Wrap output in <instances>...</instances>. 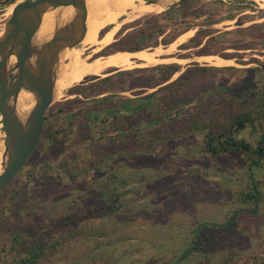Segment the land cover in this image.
<instances>
[{"label":"rangeland","instance_id":"obj_1","mask_svg":"<svg viewBox=\"0 0 264 264\" xmlns=\"http://www.w3.org/2000/svg\"><path fill=\"white\" fill-rule=\"evenodd\" d=\"M0 2L1 31L12 3ZM165 5L157 15L121 19L118 30L108 26L102 37L110 33L108 55L166 47L193 31L173 55L187 61L169 82L179 85L151 100L174 105L176 116L164 118L171 136L149 145L158 121L149 111L135 113L129 102L163 87L136 85L159 80L166 70L103 81L120 74L111 71L72 88L83 95L65 92L47 112L36 155L0 193V264H24L34 238L46 246L31 264H264V164L253 166L251 152L205 150L208 124L217 112L227 119L238 111L231 99L243 83L264 91V10L251 0ZM207 57L233 62L212 65ZM179 94L187 97L181 105L191 106L182 116ZM186 116L207 124L181 134L178 121ZM263 133L264 121L235 135L255 148ZM255 192L258 198L249 199Z\"/></svg>","mask_w":264,"mask_h":264},{"label":"water","instance_id":"obj_2","mask_svg":"<svg viewBox=\"0 0 264 264\" xmlns=\"http://www.w3.org/2000/svg\"><path fill=\"white\" fill-rule=\"evenodd\" d=\"M18 1L20 0H9L12 4ZM184 1L186 0L167 4L172 6ZM145 2L151 5L157 4L159 0ZM3 3L0 2V5ZM49 7H74L75 16L67 26L37 48L34 46L36 35ZM87 20V0H23V3L16 5L2 29L4 36L0 37V115L3 137H0V144L4 146V152L0 192L20 174L40 145L45 116L56 100L55 66L63 51L82 43L87 33ZM140 51L143 50L135 52ZM12 58L14 61L10 65ZM22 90L32 93L36 100L25 124L19 120L16 108L10 105L11 100H15Z\"/></svg>","mask_w":264,"mask_h":264},{"label":"bare ground","instance_id":"obj_3","mask_svg":"<svg viewBox=\"0 0 264 264\" xmlns=\"http://www.w3.org/2000/svg\"><path fill=\"white\" fill-rule=\"evenodd\" d=\"M178 0H159L157 4H146L145 0H87L88 20L87 33L82 43L72 49H67L60 54L55 66V89L56 99L62 98L65 92L74 86L81 84L87 78H103L111 71H129L138 68H153L158 64L174 63L184 65L187 61L173 57L178 53L180 45L184 44L193 36V31H189L172 44L153 49H142L143 51L128 53L115 51L108 55H101L105 51L107 39L110 33L101 37L102 31L113 26L118 30L122 25L121 19H128L127 23L134 22L145 15H157L165 10L166 3H174ZM256 2L260 9L264 10V0H251ZM12 4L7 8L6 15L11 17L17 4ZM75 16L74 7H62L53 9L49 7L44 16V20L39 32L36 35L34 46L39 48L46 41H49L57 32L61 31ZM218 27V26H217ZM4 31V30H3ZM0 31V37L4 32ZM90 49L91 55L86 56L85 51ZM118 52V53H117ZM101 55V56H100ZM206 60L212 65H223L232 63L231 60L207 57ZM14 58H12L13 63ZM10 105L16 108V113L22 124H25L31 115L36 100L32 93L22 90L18 97L12 99ZM2 122H0V137H3ZM0 174L3 172L2 155L4 146L0 144Z\"/></svg>","mask_w":264,"mask_h":264},{"label":"trees","instance_id":"obj_4","mask_svg":"<svg viewBox=\"0 0 264 264\" xmlns=\"http://www.w3.org/2000/svg\"><path fill=\"white\" fill-rule=\"evenodd\" d=\"M105 31L101 33V37L104 35ZM144 48H141L139 46L131 47V48H119L116 49L115 51H128V52H135L142 50ZM103 54H107L104 53ZM155 70L157 69H163L166 70V73H163L161 78L156 81H152L151 83H146L145 85L139 84L136 85V88H156L163 86L159 88L156 92H154L151 95H146L144 97H139L135 99H129V102L134 103V112L135 113H141V112H148L151 113L152 115V120L153 122L158 121L155 124H152L151 127L155 128V134L153 133V137L155 138L150 142L149 145H154L156 144V141L159 139H162L164 141L166 138L171 136L169 133V130L167 128V122L166 119L169 117H175L176 113H171V107L174 106H168L169 104V99H162L160 100L157 104L151 103V100L158 95V93H161L163 91L167 90H172L176 85H179V82H173L169 83L172 76L179 71H181V66L178 64H169V65H159L154 67ZM147 69H133L129 70L127 72L121 71L120 74L113 75L111 77H106L105 79H102L105 82L108 81H114L116 77L121 76V73H129V74H137L140 72L147 71ZM254 69H251L253 71ZM139 81V80H138ZM136 81V83L138 82ZM159 83V84H158ZM168 83V84H167ZM164 84H166L164 86ZM138 86V87H137ZM80 89L75 88L72 89V92H78L76 94H82L79 93ZM171 92V91H170ZM178 98V109L181 108V115L180 112H178V116H182L184 113L187 112V110L191 106L187 105H181L183 102L187 101V97H185L184 94H179ZM182 96V97H181ZM231 103H236L238 105V111L234 112L229 118H221L218 115L222 114V112H217L214 120H212L211 124H208L209 131L206 134L205 137V150L209 152L213 156L219 155L221 152H241V153H246V152H251L254 155V158L252 160V165L259 167L264 164V133L262 134L257 146L255 148L252 147V145L242 139H238L236 137V133L245 130L249 126H255L256 123L260 127L263 126V121H264V91L261 92L260 90L257 89L256 85L253 84V86H250L249 83L245 82L242 85V89L240 92L237 94V98L234 97L231 99ZM149 101V102H148ZM177 104V103H175ZM195 106V105H194ZM211 107V106H210ZM209 107V108H210ZM208 109L204 108H197V113L199 112H208ZM170 111V112H169ZM175 114V115H173ZM206 120L200 121V120H189L186 116L185 119L179 120L178 121V132L185 133V131L189 130V128H195V129H202L200 125L202 124L201 122H205ZM156 126V127H155ZM143 129L142 126H137L135 129V132L138 133ZM142 144L136 148L135 154H138L142 147ZM113 145L112 143L106 146H111ZM145 146V145H143ZM107 162V160H104ZM259 193L255 192L254 195H247L249 199L251 200H256L258 198ZM112 209V208H111ZM32 241L33 245L27 249L28 255L26 258L22 259L24 264H31L35 263V261L39 258L40 254L42 251L45 249V244L41 241ZM53 246V245H52ZM199 244L193 245V247L189 248V250H198ZM188 251V250H187ZM187 253L184 255L186 256Z\"/></svg>","mask_w":264,"mask_h":264},{"label":"flooded vegetation","instance_id":"obj_5","mask_svg":"<svg viewBox=\"0 0 264 264\" xmlns=\"http://www.w3.org/2000/svg\"><path fill=\"white\" fill-rule=\"evenodd\" d=\"M99 80H101V79H99ZM75 95H77V94H75ZM46 119H47V114H46V116H45V120H44V126H43V137H42V140H41L40 145L43 143V138H44V127H45V124H46ZM95 120H96V119H93V121H95ZM40 145L38 146V148L40 147ZM38 148H37V150H38ZM37 150L35 151V153L32 155L31 158H33V156L36 155ZM31 158H30V160H31ZM30 160L27 162V164L25 165V167L28 165V163L30 162ZM25 167H24V169H25ZM24 169H23V170H24ZM23 170H22V171H23ZM22 171L20 172V174L22 173ZM20 174H19V175H20ZM19 175H18V176H19ZM18 176H17V177H18ZM17 177H16V178H17ZM16 178H15V179H16ZM15 179H14V180H15ZM12 183H13V182H12ZM12 183H11V184H12ZM11 184H10V185H11ZM10 185H9V186H10ZM9 186H8V187H9ZM8 187H7V188H8ZM7 188H6V189H7ZM4 190H5V189H4ZM4 190H3V191H4ZM1 192H2V191H1ZM1 192H0V193H1Z\"/></svg>","mask_w":264,"mask_h":264}]
</instances>
